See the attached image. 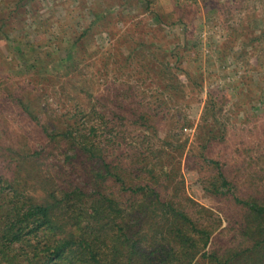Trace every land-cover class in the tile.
Wrapping results in <instances>:
<instances>
[{
    "label": "rangeland",
    "instance_id": "1",
    "mask_svg": "<svg viewBox=\"0 0 264 264\" xmlns=\"http://www.w3.org/2000/svg\"><path fill=\"white\" fill-rule=\"evenodd\" d=\"M76 119L125 178L157 177L226 224L201 153L241 192L264 185V0H0V169H22L30 194L82 180L86 159L68 164L71 143L51 140ZM143 157L153 178L129 170Z\"/></svg>",
    "mask_w": 264,
    "mask_h": 264
},
{
    "label": "trees",
    "instance_id": "2",
    "mask_svg": "<svg viewBox=\"0 0 264 264\" xmlns=\"http://www.w3.org/2000/svg\"><path fill=\"white\" fill-rule=\"evenodd\" d=\"M16 104L35 117L31 102L19 97ZM85 123L76 119L51 140L71 143L68 164L86 159V179L69 186L45 179L42 194H30L22 169L11 175L0 169V264H264V185L241 192L218 161L201 153L214 172L201 181L204 193L228 200L224 224L190 197H165L157 177L155 184L134 181L131 174L125 178L121 165L110 160L111 151L81 132ZM141 125L156 130L154 124ZM147 160L129 170L137 177L151 173Z\"/></svg>",
    "mask_w": 264,
    "mask_h": 264
}]
</instances>
